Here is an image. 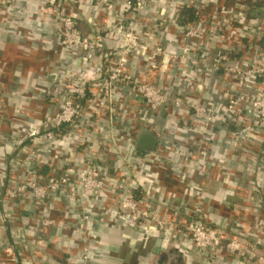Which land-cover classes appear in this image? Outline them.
I'll return each instance as SVG.
<instances>
[{
  "label": "built area",
  "instance_id": "built-area-1",
  "mask_svg": "<svg viewBox=\"0 0 264 264\" xmlns=\"http://www.w3.org/2000/svg\"><path fill=\"white\" fill-rule=\"evenodd\" d=\"M51 1L41 7V14L52 17L59 38L66 69L60 97H43L49 108L36 120L23 115L28 103L9 107L0 101V138L7 127L17 164L2 177L0 264H40L37 259L49 251L48 240L38 245L43 251L17 253L7 235H1L6 233V209L13 204L33 207L26 223L45 237L51 228H59L53 244L64 254L60 264H92L97 227L125 216L133 228L151 226L156 234L178 241L183 254L190 249L206 264H264V237L250 231L260 227L259 234L264 233V19L252 18L251 7L242 1L229 6L226 0ZM86 7L97 14L89 34L78 18ZM11 9L9 0H0L1 22L10 21ZM153 19L175 43V51L173 45L148 40L157 29ZM107 36L115 41L113 47L107 46ZM208 70L225 82L217 89L221 104L196 96L192 89ZM162 76H173L183 89L167 91L156 83ZM124 90L133 97H117ZM165 114L174 118L175 132L146 123L147 116ZM104 122L111 131L103 152L127 142L135 148L140 129L156 138L152 152H139L125 166L107 165L109 159L86 142ZM185 130L190 135L184 139L188 151L176 157L167 138ZM50 153L53 162L47 158ZM241 160H247L245 187L236 181L242 172L230 167ZM144 167L154 175L156 190L142 189L135 181ZM214 172L225 196L244 197L257 188L261 195L258 210L249 203L231 207L241 223L238 233L221 228L206 213L203 187ZM161 173L176 182V193L161 189ZM160 190L165 198L156 202ZM55 211L60 212V223L52 218ZM68 224L70 244L64 234Z\"/></svg>",
  "mask_w": 264,
  "mask_h": 264
},
{
  "label": "crops",
  "instance_id": "crops-1",
  "mask_svg": "<svg viewBox=\"0 0 264 264\" xmlns=\"http://www.w3.org/2000/svg\"><path fill=\"white\" fill-rule=\"evenodd\" d=\"M110 1H114L116 4L121 2V0ZM238 1L245 2L253 9L250 13L252 18L264 19V0H226L224 3L226 6H229ZM48 2L52 1L9 0L12 8L10 21H0V101H4L5 105L9 107L11 105L28 103L29 107L23 115L30 120H36L42 117L44 112L48 110L49 100L46 101L43 97H60L62 88L60 80L63 74L66 73V69L62 67L60 59L59 38L53 26L54 21L50 15L41 14V7L48 4ZM255 12H258V15ZM78 18L82 31L85 34L93 33L92 26L97 19L96 12L86 7ZM152 24L157 29L155 31L152 30L148 36V40L150 42L153 41V43L170 45L171 48L174 46L175 51V43H172L169 36L166 35V32L159 28V21L153 19ZM117 39L118 41L120 40L119 36ZM106 42L107 46L113 47L115 45V41L111 36H107ZM116 44L119 47V42H116ZM97 61L99 62L98 59ZM46 64L53 70L51 71L47 68L48 74L45 71ZM70 64L71 61H69ZM49 72L52 73L49 74ZM133 73L135 74L134 69ZM205 73V78L196 79L197 83L192 87L194 94L221 104L223 102V96L217 92V89L225 82L215 71L208 70ZM48 75L53 79L58 77L59 81L53 82ZM156 83L167 89V91L176 92L183 89L178 87V81L173 76H169L168 79H165L164 76L161 79L157 77ZM117 97H123L126 101L133 97V95L131 92L124 90ZM9 107L7 108L11 110ZM146 123L151 124L158 131H176L174 118L166 114L158 117L147 116ZM99 127V133L93 134V137L87 139L86 142L88 143L87 145L95 146L98 153L103 155L106 160L109 159L107 165L125 166L127 163H133V160L137 158L139 152L143 153V151L136 147L134 148V145L130 142L118 147V149L104 148L105 151L103 152V144L107 141L108 133L111 129L108 127L107 122L101 123ZM4 132L5 135L0 138V191L4 182L2 179L3 175H7L9 171L17 166L15 157L16 149L13 144V139L7 135V127H4ZM178 136H182V139ZM187 136H190L189 131L185 130L184 132L180 131V135L167 138L168 145L173 146L176 150V157L180 153L185 154L188 151L184 141V139L187 140ZM47 158L53 162L51 153L47 155ZM258 159L259 163L263 165L262 159L260 157ZM246 161L233 162L230 166L231 168L237 167L242 172L241 178L236 180L240 187H245V178L248 172L247 166L245 165ZM252 170L254 171L255 168ZM152 176L154 175L148 171L147 167H144L140 169V172H136L135 181H137L139 187L142 189H146V187L155 189V185L151 181ZM161 177L163 184V186L161 185V189H170L174 193H176L175 190H179L176 182L171 181L168 175L161 173ZM222 188L223 184L217 173L214 172L210 179H206L203 187V196H205V199H208L205 205L206 213H209L219 223L221 228L238 233L241 228V223L240 220L234 217L235 214L231 210V207L236 203L242 205L249 203L257 209L261 205L256 207L255 204L259 203L262 199L261 195L257 191V188L250 192L246 191V196L244 197H237L236 195L225 196ZM224 192L226 193V191ZM164 198L165 193L162 190L156 192V202ZM27 201H24L23 204H27ZM176 201L178 204L180 203L179 199H176ZM19 207L20 205L13 204L6 209V212L9 214L7 223L3 228V230L6 228V233L4 232L1 235L5 238L8 237L9 243L14 246L18 251L17 253L20 251H43L38 245L40 242L49 240L48 253L44 257L38 258L37 261L40 264H60L64 260V254L58 251L53 244L56 241L54 240L56 239L54 236L55 232L56 230L59 231V228H51L48 237H45L39 231L28 227L26 223V219L34 214L33 207L29 204L23 208ZM52 218L56 220V223H60L58 222L61 220L60 212H52ZM128 220L129 217L125 216L118 223L115 222L104 227H97V237H95L96 245L91 250V257H94L92 264H206L205 259H202L201 256L198 257L189 248V252L183 254V246L182 248H178L181 247L177 243L178 241L174 242L168 235H163L162 233L156 234L153 227L148 225L133 228L134 226H131ZM260 230V227H250V231H256L258 238L262 239L264 233L259 234ZM71 233V225L68 224L64 230V234L66 235L65 240L69 244L71 243ZM255 237L257 238V236ZM158 239L164 242V245H157ZM25 257L29 260V253H26ZM21 264L29 263L28 261H22ZM216 264L239 263L218 261Z\"/></svg>",
  "mask_w": 264,
  "mask_h": 264
},
{
  "label": "water",
  "instance_id": "water-1",
  "mask_svg": "<svg viewBox=\"0 0 264 264\" xmlns=\"http://www.w3.org/2000/svg\"><path fill=\"white\" fill-rule=\"evenodd\" d=\"M255 14L258 15V12H255ZM155 144H156V138L151 133L147 132L145 129H140L138 131L135 140V147L137 149L143 151L144 153H150L152 152ZM157 245H164V242L158 239Z\"/></svg>",
  "mask_w": 264,
  "mask_h": 264
},
{
  "label": "rangeland",
  "instance_id": "rangeland-1",
  "mask_svg": "<svg viewBox=\"0 0 264 264\" xmlns=\"http://www.w3.org/2000/svg\"><path fill=\"white\" fill-rule=\"evenodd\" d=\"M46 65H47V64H46ZM47 66H48V65H47ZM47 66L45 67V69H46L45 71H48V69L51 70V68H49V66H48V67H47ZM47 68H48V69H47ZM51 71H53V70H51Z\"/></svg>",
  "mask_w": 264,
  "mask_h": 264
},
{
  "label": "flooded vegetation",
  "instance_id": "flooded-vegetation-1",
  "mask_svg": "<svg viewBox=\"0 0 264 264\" xmlns=\"http://www.w3.org/2000/svg\"><path fill=\"white\" fill-rule=\"evenodd\" d=\"M249 8H250V7H249ZM252 11H253V9H252V8H250V9H249V14H250ZM263 14H264V13H263Z\"/></svg>",
  "mask_w": 264,
  "mask_h": 264
}]
</instances>
